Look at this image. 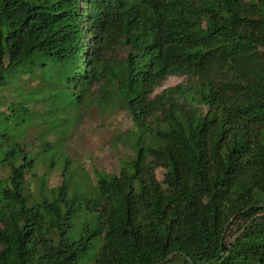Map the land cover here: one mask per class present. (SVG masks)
I'll list each match as a JSON object with an SVG mask.
<instances>
[{
    "label": "trees",
    "instance_id": "16d2710c",
    "mask_svg": "<svg viewBox=\"0 0 264 264\" xmlns=\"http://www.w3.org/2000/svg\"><path fill=\"white\" fill-rule=\"evenodd\" d=\"M87 105L132 121L94 179L63 149ZM0 167V264H264V0H0Z\"/></svg>",
    "mask_w": 264,
    "mask_h": 264
},
{
    "label": "rangeland",
    "instance_id": "374dc122",
    "mask_svg": "<svg viewBox=\"0 0 264 264\" xmlns=\"http://www.w3.org/2000/svg\"><path fill=\"white\" fill-rule=\"evenodd\" d=\"M90 35L86 34L87 46L91 45ZM118 53L123 54L124 49L118 48ZM184 75H170L160 85L155 87L154 92L173 86L181 81H185ZM37 83V80H32L30 84ZM1 93L8 99H17V88L9 86L2 90ZM30 109L35 112L44 110L45 104L41 99H34L29 105ZM5 109V107L3 108ZM74 110V109H69ZM72 119V116H71ZM41 119H35V122L28 126L23 138L19 141L28 146L30 149H37L41 138L49 141L55 139L54 133H49L46 130V124ZM132 126V121L125 110H117L116 112H102L95 105H87L81 109L78 120L73 126L67 130L65 140L63 142V149L71 158L74 164H79L89 172L92 179H94L93 170L99 169L105 172H117L119 158H125L130 153V150L124 143L118 142L117 146L114 138L115 133H122ZM45 170V166L39 164L35 171L41 175ZM8 173L7 167H0V174L6 175ZM156 176L161 179L163 170L156 169ZM28 186L31 189H36V179L30 174L26 175ZM61 181L60 172L57 169H52L47 173V185L55 186Z\"/></svg>",
    "mask_w": 264,
    "mask_h": 264
}]
</instances>
